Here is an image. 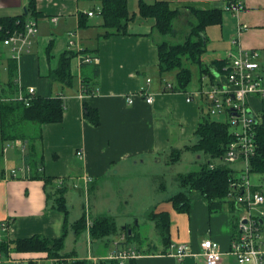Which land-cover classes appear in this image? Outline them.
<instances>
[{
  "label": "crops",
  "instance_id": "obj_1",
  "mask_svg": "<svg viewBox=\"0 0 264 264\" xmlns=\"http://www.w3.org/2000/svg\"><path fill=\"white\" fill-rule=\"evenodd\" d=\"M28 1L0 0V16L21 14ZM93 1L99 0H36L39 15L35 18L39 32L31 50L15 58L11 48L0 41V98L12 95L13 88L27 91L33 86L37 95L60 96L65 101L62 121L40 124V128L34 123L23 122L30 139L4 141L0 136V153L3 157L0 172H4L0 177V224L3 221L9 223L6 231L0 227V233L8 242L34 234L61 236L65 214L56 207L55 202V191L60 186L66 188L67 205L78 194L86 196L82 209L73 205L76 208L73 219L70 218L69 209V223L84 212L92 218V199H98L96 216L107 214L102 209L105 205L101 194H104L106 203L112 202L119 207L124 206L123 200L129 202L122 195L131 194L129 200L137 195L146 211L156 204L157 211L170 213L169 246L162 240L160 245L148 243L136 247L123 240L124 231L119 230L115 237L100 238L101 244H96L94 248L91 243V255L107 257L117 247H131L140 252L136 257L137 264H206L201 254V241L212 238L220 244L219 264H254L240 263L230 251L232 238L238 230L234 229L228 206L212 211L208 199L199 190H192L188 210L179 211L169 200L175 193L152 195L158 188L166 189L163 182L160 185L156 182L167 173L159 164H154L156 158L159 157L156 162L161 163L162 156H166V164L175 166L184 152L190 149L183 150L177 161H172V151L183 149L198 140L196 129L202 117L208 116L207 102L203 98L188 101L187 95L207 87L212 76L204 79L207 73L199 74L194 86L187 87V93L167 89L166 81L174 82V79L169 78L171 73L162 75L159 68V43L163 36L154 27V17L140 15L141 0H128L129 9L135 14L128 24V32L109 35H106L108 29L102 25V15L89 16L86 13L95 8ZM145 1L153 3L156 0ZM168 1L173 9L179 10L174 22L175 32L169 38L176 37L182 29L177 26L178 22L186 25L188 18L197 20L196 10L224 6V0ZM243 2L244 7L238 14L225 10L222 23L206 27L207 45L202 55L205 64H212L214 60L224 59L230 52H235V38L245 48L258 49L261 53L264 51V0ZM82 13L85 15L83 23ZM54 17H57L56 21ZM217 25L221 26V30ZM219 34L223 35L220 40L217 37ZM70 38L75 40L73 46L69 45ZM68 51L73 53L70 85L51 76L60 56ZM82 54L98 56L99 60L83 61ZM12 60L17 66L14 84H10L9 66ZM216 67L212 65L211 68ZM148 78L151 80L148 81ZM143 87L153 94V102H147L140 95H136L132 103L128 102L127 96L138 93ZM93 90L95 94H91ZM85 103L98 110V123L86 117ZM18 139L25 140V148L13 146ZM78 150H82L81 156L77 154ZM36 162L40 171L52 178L49 184L43 178L30 177L32 165ZM13 168H16V174L11 172ZM175 172L177 175L182 173L181 170ZM105 192L112 195L110 202ZM86 232L89 249L90 233L89 230ZM73 237L76 235L69 226L66 250L75 251L78 258H87L89 252L86 254ZM118 240L120 242L116 247L114 242ZM182 243L188 244L191 252L179 260L173 254V249ZM3 254L4 257L10 254L20 259L47 253L9 250ZM8 263L13 264L5 260L0 264Z\"/></svg>",
  "mask_w": 264,
  "mask_h": 264
},
{
  "label": "trees",
  "instance_id": "obj_2",
  "mask_svg": "<svg viewBox=\"0 0 264 264\" xmlns=\"http://www.w3.org/2000/svg\"><path fill=\"white\" fill-rule=\"evenodd\" d=\"M102 8L103 26L108 29L106 35L113 33L124 34L128 32V24L134 19L135 14L130 11L128 0H99ZM224 8L214 7L210 9L196 10L197 20L192 24V29L187 38L178 43H172L168 36L175 32L174 22L178 16L179 10L173 9L168 0H156L148 3L145 0L140 1L139 13L144 17L155 18V29L163 36L159 43L160 62L159 68L162 75L178 71L175 74V91H186L192 83L194 73L192 66L197 65L199 74L211 72L212 65L221 68L227 62V58L216 59L212 64H205L202 55L207 45V35L205 29L208 25L222 23ZM36 0H29L26 9L19 15L0 16V41L15 30L25 28V23L29 16L37 17ZM81 17H85L82 13ZM81 21L83 23L84 18ZM73 53L70 51L63 53L59 58L58 66L52 71L51 76L54 80L63 84L72 83L71 59ZM16 63L12 60L10 63V84H14L16 76ZM165 80V79H164ZM12 95L2 96L1 98H10L1 101L0 108V136L2 140H15L17 138L30 139L26 126L20 128V122L28 123H50L63 120L65 111V101L60 96H42L34 97L30 105H26L22 100L16 99L20 89L13 88ZM88 91L90 92L91 89ZM260 113L256 125V139L258 148L256 154L251 158V170L255 174H264V99L257 103ZM204 106V105H203ZM204 115L196 129L198 140L192 145H186L183 149L173 150L171 153L172 161H177L181 157L183 150L191 149L196 152H203L210 158H221L228 146L234 140L231 133L230 124L227 121H217L212 119L209 113ZM85 115L94 123L100 120L98 110L85 103ZM33 138V136H31ZM208 161L203 163L198 170L182 172L177 175V181L182 186L180 191L170 197L174 208L179 211H186L190 205V194L192 190H199L209 201L212 211H217L228 206L233 216L234 229H238V217L243 207L237 203L235 198L229 196L231 191V181L235 178V170L226 165L216 163L215 167H210ZM3 171V170H2ZM0 172V177L4 172ZM30 177L43 178L46 184L52 181V178L43 174L39 169V163L32 165ZM264 192V189H262ZM66 188L60 186L55 191L56 207L65 214L64 232L59 237H47L41 234H34L30 237L17 238L7 241L5 237L0 240V251L8 253L14 251H42L50 257L67 258L68 264H96L88 258L76 257L75 251L66 250V237L68 227L71 226L75 235L78 237L84 231L89 230L90 244L92 239L108 237L118 232V225L114 215L104 214L94 218H89L84 212L81 217L72 223H69V208L65 196ZM236 193V192H234ZM49 196V194H48ZM145 217L155 222L156 228L162 237L165 245L170 244V213L168 211H157L156 206L150 208ZM264 221V218H263ZM264 223V222H263ZM129 224L126 225L124 236L127 242L131 240L133 229ZM132 230V233L129 232ZM136 251L140 253L137 249ZM97 264H137L136 257L129 258L121 262L118 258L106 256L99 257Z\"/></svg>",
  "mask_w": 264,
  "mask_h": 264
},
{
  "label": "built area",
  "instance_id": "obj_3",
  "mask_svg": "<svg viewBox=\"0 0 264 264\" xmlns=\"http://www.w3.org/2000/svg\"><path fill=\"white\" fill-rule=\"evenodd\" d=\"M244 7L243 0H224V10L238 14ZM89 16L101 15V7H97L86 12ZM55 21L57 17L53 18ZM1 28V26H0ZM39 25L35 17H30L25 23V28L15 30L7 36L2 42L9 46L13 52V57L19 58L22 54L31 50L33 41L38 35ZM72 36L74 33H71ZM237 44V50L228 54L227 62L221 68H211L213 77L207 87H201L187 95V100L203 98L207 102V110L210 115L225 114L230 124L231 133L234 140L228 146L225 154L218 158V162H211L210 167H215L216 163L230 165L239 162L243 165L240 174L231 181V191L229 196L235 198L243 209L238 217V232L232 238L230 251L236 256L240 263L253 262L254 264H264V236H263V218H264V178L258 181L252 180L255 174L251 170L250 160L256 154L258 144L256 139V125L260 116L254 103L262 102L264 99V62L261 59V52L258 49L245 48L241 46L238 39H234ZM75 40L70 38L69 45L73 46ZM82 60L90 62L98 61V56L82 54ZM210 74L204 75V79H210ZM151 79L148 78V81ZM173 82L167 81L166 88L173 89ZM93 90L91 94H95ZM187 93V92H186ZM136 95L142 96L147 102H153L154 96L144 87L136 94L127 96L128 102L132 103ZM36 90L30 86L27 91L20 89L16 99L22 100L26 105H30ZM253 98V99H252ZM10 98H0V108L2 100ZM12 145V144H11ZM25 148V140L18 139L13 146ZM77 154L81 156L82 150ZM16 174V168L11 170ZM236 192V193H234ZM9 223L3 221L0 224L1 230L6 231ZM3 234L0 233V240ZM122 239H125L123 234ZM120 240L115 241L117 247ZM91 244L89 242L88 259L97 264L99 257L91 255ZM206 264H219L221 259L220 244L212 238H204L201 241ZM188 244H178L173 249V254L179 259L190 254ZM138 252L134 248L119 249L117 247L109 256L118 258L121 262L129 258L137 257ZM5 260L13 264H68L73 261L70 258L60 259L44 256H31L27 258H14L11 255L4 254L0 251V263Z\"/></svg>",
  "mask_w": 264,
  "mask_h": 264
},
{
  "label": "rangeland",
  "instance_id": "obj_4",
  "mask_svg": "<svg viewBox=\"0 0 264 264\" xmlns=\"http://www.w3.org/2000/svg\"><path fill=\"white\" fill-rule=\"evenodd\" d=\"M96 3L95 8L97 7H101V3L99 1H93ZM96 16V15H95ZM99 16V15H97ZM176 20V19H175ZM190 20V22H189ZM188 21V23H187ZM196 20L194 18H188V20L186 19V25H180V22L177 23V26L182 28L179 31V34L175 35L176 37H165L169 38L170 41L172 43H178V42H182L184 41L187 36L190 34L191 32V27L192 24L195 22ZM218 30H221V26L217 25ZM218 40H220L221 37H223V35L219 34L218 36ZM1 45V43H0ZM210 51V55H212L213 53ZM223 55V54H222ZM206 59H208L207 56H205ZM261 59L264 62V51L261 53ZM197 65H193L192 69H193V73H194V79L193 82L190 84L189 87L194 86L195 82L197 81L198 77H199V71L197 69ZM178 71V69H177ZM176 70L171 72L172 76H169V78H173L175 79V74L177 72ZM207 73V72H205ZM167 82V81H166ZM184 93H186V91H184ZM254 107H257L258 104L254 103ZM212 119L217 120V121H227L228 117L225 114H213L210 116ZM28 123V122H27ZM38 128H40V124L38 123H34ZM24 127L25 125L23 124V122H20V128ZM34 131L39 132L37 129H33ZM196 139H197V135H196ZM199 155H201V157H199ZM157 159H159V157L156 158L154 164H159V166L163 167L165 169L166 175L164 177L158 178L156 180V182L158 183V185H160V183H164L166 185V189H160L158 188L156 191H154V193L152 194L153 196H160V195H172L174 193H176L179 190L178 189H185L182 188V186H180V184L177 181V173L175 171H179L181 170L182 172H187V171H191V170H198L201 165L203 163L208 162L209 160L212 162H218L217 159H213L210 158L207 154L203 153V152H196V151H192L190 149V151H185L182 159H180L177 163V165H173L171 163L166 164V156H162V162H156ZM77 160V159H76ZM77 164L79 165V161L77 160ZM12 164H10L11 166ZM3 166V157L0 153V167ZM230 167H232L234 170H236L237 175L240 174V169L243 167V165L239 162H235L229 165ZM179 169V170H178ZM264 178V174H253L252 175V180L253 181H258L260 179ZM190 193V192H189ZM105 195L108 196V201L110 202L109 197H111L112 195H110L108 192H105ZM131 196V194H123L122 198H126L127 201L129 202H124L123 200V204L124 206H118V204H108L105 202L104 199V194H101L102 197V203L105 205L104 208L107 214L110 215H114L117 221V225H118V231L121 230L123 231V227L127 224L126 222L129 223V225L131 226L130 229H133V234H135L134 236H132L131 240H130V244L138 247L141 245H147L148 243H153V244H162V239H161V235L159 234L158 229L155 226V222L151 219H148L145 217V213L146 211V207L143 206L144 204L138 199V196L136 195L135 199L129 200V197ZM93 198V195H92ZM85 199L86 196L85 194H78V197H75V200H73V202L70 200V204L69 205V209H70V218L73 219L74 218V214L76 212V208H81L82 209V204H85ZM97 203H98V199H96L95 201L91 202V207H92V218L94 216H96V214H98V212H95V205L97 207ZM73 205H78L76 208ZM153 206H156V204H154ZM101 209V210H102ZM99 210V212L101 211ZM104 215V214H103ZM76 217V216H75ZM264 233V230H263ZM110 237H115L114 234L110 235ZM74 238V242L77 243V245H80V247H82L84 249V251H86V254L89 252L88 249V242H87V232L85 231L84 233H82L80 236H76L73 237ZM92 243V248L96 247V244H101L100 242V238L99 239H92L91 241ZM91 247V246H90ZM111 251V250H110ZM109 251V252H110ZM112 252V251H111ZM88 258V257H87ZM9 264V263H8Z\"/></svg>",
  "mask_w": 264,
  "mask_h": 264
},
{
  "label": "water",
  "instance_id": "obj_5",
  "mask_svg": "<svg viewBox=\"0 0 264 264\" xmlns=\"http://www.w3.org/2000/svg\"><path fill=\"white\" fill-rule=\"evenodd\" d=\"M131 230H129V232H130Z\"/></svg>",
  "mask_w": 264,
  "mask_h": 264
}]
</instances>
